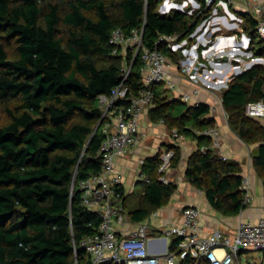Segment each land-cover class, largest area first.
I'll return each mask as SVG.
<instances>
[{"label": "trees", "instance_id": "1", "mask_svg": "<svg viewBox=\"0 0 264 264\" xmlns=\"http://www.w3.org/2000/svg\"><path fill=\"white\" fill-rule=\"evenodd\" d=\"M197 1L199 7L190 15H162L158 9L164 0H0V109L8 118L0 123V264H90L78 245L95 232L98 220L80 205L78 184L100 172L104 119L98 97H108L123 75L124 58L112 54L110 35L115 29L129 35L142 28L143 46L175 62L174 54L158 40L189 37L211 12ZM243 17L257 45L253 49L264 59L257 23ZM10 46L13 58L7 52ZM125 58L131 98L142 86L140 54L134 59L128 52ZM158 88L150 117L168 121V95L161 96ZM263 98L264 66L236 76L222 94L228 126L243 142L256 145L252 159L264 181V125L245 114L247 104ZM126 104L127 100L117 102ZM182 112L176 128L181 134L214 127L206 105ZM173 154L171 167L179 159L177 151ZM159 162L157 155L142 165L140 174L148 177L142 195L131 205L129 197L123 200L133 222L148 219L175 191L174 184L157 178ZM185 176L203 187L222 215H237L246 207L238 165L223 161L214 150H197ZM180 264L207 263L186 259Z\"/></svg>", "mask_w": 264, "mask_h": 264}, {"label": "built area", "instance_id": "2", "mask_svg": "<svg viewBox=\"0 0 264 264\" xmlns=\"http://www.w3.org/2000/svg\"><path fill=\"white\" fill-rule=\"evenodd\" d=\"M176 1L164 0L165 4L176 6ZM192 0H185L191 2ZM204 9H211L215 13V4L218 6L231 3L233 0H201ZM178 7V5H177ZM247 13L257 25L256 31L264 41V0L248 8ZM213 19L208 16L195 28L189 38L195 39L197 45L207 43L212 36ZM142 28L134 29L125 35L120 29L112 31L109 45L113 55H124L131 52L133 57L140 54L141 88L137 95L127 98L128 86L126 78L130 68L123 69L120 83L114 87L108 97L100 95L99 105L102 108L104 119L101 128L102 141L99 154L101 161L100 172L84 179L78 184L80 191V205L95 215L98 220L95 232L84 237L78 249L89 258L90 264H180L186 259L207 264H241L240 256L251 251L264 253V218L256 223L240 221L236 225L232 237L214 231L208 235L202 232L200 211L193 206H185L181 210L182 220L179 224L164 227L157 233L148 221L134 224L129 219L123 207V181L118 174L115 161L126 155L136 147L141 138L140 128L143 116L154 108L157 87L164 84L166 90L172 92L176 85L171 81L168 59L157 49H149L142 44ZM201 37L200 40H198ZM178 36H162L158 43H162L172 52L181 50L187 41L178 43ZM196 45V46H197ZM189 47L181 50L183 54L193 52ZM121 55V56H122ZM180 74L190 76V68L180 67ZM192 78V76H190ZM199 94V89L193 88L190 93L180 94V100L189 104ZM120 100H127L126 105H117ZM245 114L249 118L258 119L264 124V98L247 104ZM196 135L210 138L211 147L219 148L216 127L196 130ZM174 143L181 144L184 137L177 130L171 132ZM207 148L201 147L200 152ZM173 151H160L157 178L162 184H167L166 173L171 168ZM226 161V157H221ZM137 180L144 183L148 177L138 174ZM242 204L247 206L251 200L250 184L247 178H242ZM153 212L151 217H156ZM90 226V225H89ZM76 256V247L74 251Z\"/></svg>", "mask_w": 264, "mask_h": 264}, {"label": "crops", "instance_id": "3", "mask_svg": "<svg viewBox=\"0 0 264 264\" xmlns=\"http://www.w3.org/2000/svg\"><path fill=\"white\" fill-rule=\"evenodd\" d=\"M261 1L233 0L222 6L215 4V13L212 15L210 12L208 15L215 19H213L211 38L209 40L204 38L207 43L197 45L198 41L189 37L177 41L178 43L187 41L183 50L192 46L195 50L188 54H183L182 49L176 52L170 51L174 54L176 61L168 59L171 64L168 72L176 89L169 92L162 84L159 86L158 92L161 93V96L164 93L170 95L166 103L169 105L172 118L168 121L152 120L150 110L143 116L140 128V135L144 137L136 147L115 161L116 170L123 181L124 195L126 198L129 197L128 203L131 205L135 200L134 195H142L143 183L137 180L142 165L157 155L159 156L160 151H177L179 153L178 163L166 173L167 182L176 186L175 191L163 206L153 211L157 212L156 217H151L152 212L146 219L150 227L156 231L155 233L166 226L179 224L182 220L181 210L185 206H193L200 211L204 235L219 231L232 237L238 222L256 223L259 219L264 218V181L252 159L256 145L246 144L229 128L227 114L222 105V94L233 78L255 66H264V59L259 57L253 49L257 45L252 44L243 17V15H248V8ZM175 4L179 8L164 11L162 15H169L173 11L183 12L182 6L186 8L189 6L192 9L190 11L197 10L199 7L197 0H192L190 3L181 0V2L176 1ZM260 19L264 21V17L261 16ZM200 39L201 37L198 40ZM181 66L190 68L192 78L180 74ZM193 88L199 89V94L194 97L191 103L187 104V108L199 104L208 106L207 117L213 119L214 127L218 130L219 148L217 149L211 147L209 137L194 133L192 135L182 134L184 141L180 145L172 140L171 132L178 127L179 111L176 107L178 103L175 100L185 104L179 96L183 92L190 93ZM253 120L263 124L258 119ZM185 128L190 129L191 126L186 123ZM198 137H203L204 140L198 142ZM201 147L210 148L218 157H226L228 161L237 164L241 177L248 179L252 200L237 215L226 216L215 210L208 201L203 187L195 186L185 176L192 155ZM137 184L142 186L141 191L136 194L134 186ZM131 222L133 223L131 229H134V224L138 223Z\"/></svg>", "mask_w": 264, "mask_h": 264}, {"label": "rangeland", "instance_id": "4", "mask_svg": "<svg viewBox=\"0 0 264 264\" xmlns=\"http://www.w3.org/2000/svg\"><path fill=\"white\" fill-rule=\"evenodd\" d=\"M181 2V0L179 1ZM175 8H179L177 6H168L163 4L161 7H159L158 12L160 14L164 13V11H172L171 9H175ZM181 9H183V12L186 13L187 15H190L193 11H190L192 9H190V7L188 6V8H186L185 6H182ZM259 39H257L258 41ZM7 52L9 55V58H13L14 56V50H13V46L7 47ZM122 55V54H121ZM123 62H122V66L123 69L128 68L127 65V60H126V56L122 55ZM167 97H170V95H168ZM13 105H11L12 107ZM177 109L179 111H184L187 107V104H178L176 105ZM8 122V118L6 117V114L3 112L2 109H0V123L4 124ZM141 184H137L134 186V191L135 193H139L141 191ZM140 195H134L133 198L136 199L137 197H139ZM130 208V207H128ZM240 263L241 264H264V253L262 251H251L246 253V255L242 254L240 256Z\"/></svg>", "mask_w": 264, "mask_h": 264}, {"label": "water", "instance_id": "5", "mask_svg": "<svg viewBox=\"0 0 264 264\" xmlns=\"http://www.w3.org/2000/svg\"><path fill=\"white\" fill-rule=\"evenodd\" d=\"M178 12H181V11H178ZM137 54L134 56V59L136 58ZM101 124V120L99 121V123L97 124L96 128H95V131L99 128ZM73 185H74V181L72 182V188H73Z\"/></svg>", "mask_w": 264, "mask_h": 264}]
</instances>
